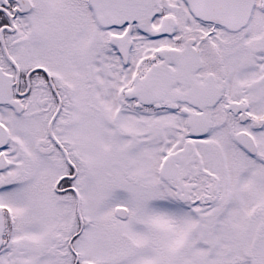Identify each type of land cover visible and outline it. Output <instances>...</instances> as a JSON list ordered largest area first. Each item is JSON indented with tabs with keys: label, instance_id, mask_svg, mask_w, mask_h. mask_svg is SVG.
I'll return each instance as SVG.
<instances>
[{
	"label": "snow or ice",
	"instance_id": "obj_1",
	"mask_svg": "<svg viewBox=\"0 0 264 264\" xmlns=\"http://www.w3.org/2000/svg\"><path fill=\"white\" fill-rule=\"evenodd\" d=\"M0 264H264V0H0Z\"/></svg>",
	"mask_w": 264,
	"mask_h": 264
}]
</instances>
